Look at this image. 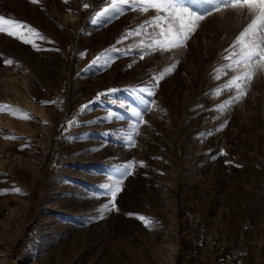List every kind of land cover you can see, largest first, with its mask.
<instances>
[{
  "label": "rangeland",
  "instance_id": "374dc122",
  "mask_svg": "<svg viewBox=\"0 0 264 264\" xmlns=\"http://www.w3.org/2000/svg\"><path fill=\"white\" fill-rule=\"evenodd\" d=\"M104 4L0 0V16L46 38L27 34L37 51L0 32V105L31 117L0 111V264H264V71L256 70L247 94L223 114L214 106L235 90L212 95L238 74L215 79L248 19L232 9L213 12L186 47L141 60L148 50L138 45L152 28L117 41L155 10L92 23ZM112 46L120 51L110 67H87ZM176 60L155 96L144 97L155 100L154 109L144 115L136 146L127 147L122 133L131 117L121 103L139 106L129 89ZM110 88L119 91L79 112ZM110 111L124 119H106ZM72 119L78 126H68ZM133 158L145 166L124 180L119 211L99 218L109 198L94 194L114 166ZM128 213L155 223L145 227Z\"/></svg>",
  "mask_w": 264,
  "mask_h": 264
},
{
  "label": "snow or ice",
  "instance_id": "6c2138e0",
  "mask_svg": "<svg viewBox=\"0 0 264 264\" xmlns=\"http://www.w3.org/2000/svg\"><path fill=\"white\" fill-rule=\"evenodd\" d=\"M33 4H38L39 0H30ZM67 3V0H65ZM89 4H84L83 8L88 9ZM139 9L141 12L147 13L150 9L155 10V15L150 19L145 20L138 25L134 30H126L124 35L117 41V43L127 40L130 36H139L141 32L147 33L148 28H152L153 32L148 33L149 39L147 42L141 40L139 47L147 49L148 51H141L140 59L150 53L157 51L168 53L173 50L182 49L186 47V42L190 39L192 34L199 26V22L203 21L206 16H210L213 12H219L223 9H232L245 15L248 23L243 27L239 34L235 36L229 49L225 51L228 55L223 59L228 63L216 69V80H220L221 76H227L228 70H235L238 74L231 76L224 84L215 89L212 93L214 96H220L223 92L234 91V95L227 100L214 106V110L223 114L233 103L238 102L247 93L244 86L251 82L253 75L257 69L264 71V0H105V4L99 11H95L92 15V23H98L102 20H111L118 18L128 10ZM71 11V9H69ZM156 29L159 31L157 32ZM0 32H6L10 36L21 39L24 43H31L32 46L39 51L40 48L34 42V39L27 38L28 33H32L34 38L46 39L36 29L30 25L23 24L20 21L8 20L4 16H0ZM132 48L126 50L128 54ZM58 51V49H57ZM120 50L115 46L100 52L92 61L89 62L88 68L99 66L101 70L110 67L111 63L115 61L113 52ZM82 57L84 53L80 54ZM6 65L12 63L11 60L4 61ZM178 60L168 65L163 71L154 74L149 84L138 88L129 89V91L139 100V106L125 105L121 103V107H126L130 114V121L127 125L130 131L122 133L127 147L132 148L136 146L135 136L139 134V128L142 124H146L144 115L146 112L154 109L155 100L145 99L144 97H154L155 88L159 86V82L164 79L166 75L171 74ZM131 67V65H129ZM119 91L115 88L106 89L99 92L86 104L81 105L79 112L83 114L88 110L93 103L101 102L103 97L111 96L113 93ZM40 103H55V101H41ZM9 111L12 115L20 114L24 119H31V117L19 109H12L9 105H0V111ZM106 119L123 120L124 117L119 113L109 112ZM68 126H78L76 119L69 120ZM226 123V122H225ZM223 127V125H221ZM219 130V129H217ZM67 131V129H66ZM209 135L211 133H208ZM6 139H16L17 137H5ZM220 155H226L223 149L220 150ZM215 159V157H213ZM231 163V161H226ZM137 166L144 167V161L132 160L125 161L112 168L108 174V183L100 185L102 191L98 195L100 197H108L99 209V218L103 219L104 215L110 211H119L116 206V198L123 190L124 180L134 174ZM239 167V165H237ZM12 191L21 193L22 190L14 188ZM128 215H135L145 227H152L154 221L141 214L128 213Z\"/></svg>",
  "mask_w": 264,
  "mask_h": 264
}]
</instances>
